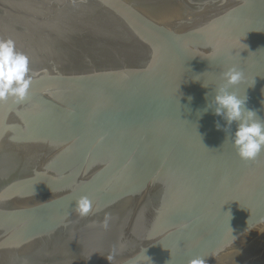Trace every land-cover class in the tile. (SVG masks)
<instances>
[{
    "label": "water",
    "instance_id": "1",
    "mask_svg": "<svg viewBox=\"0 0 264 264\" xmlns=\"http://www.w3.org/2000/svg\"><path fill=\"white\" fill-rule=\"evenodd\" d=\"M0 37V264H264V150L198 115L234 65L264 119V0H0Z\"/></svg>",
    "mask_w": 264,
    "mask_h": 264
},
{
    "label": "clouds",
    "instance_id": "2",
    "mask_svg": "<svg viewBox=\"0 0 264 264\" xmlns=\"http://www.w3.org/2000/svg\"><path fill=\"white\" fill-rule=\"evenodd\" d=\"M29 63V56L16 49L15 41L11 37H0V101L11 97L16 102H22L28 97L32 80ZM220 75L222 82L214 88V95L198 115L202 116L211 109L214 115L222 117L226 122L222 126L217 121L215 127L217 130L223 128L226 132L235 123V131L230 133L232 144L241 159L253 160L264 150V119L255 109L247 107L246 93L241 96L231 90V86L239 85L243 81V72L233 65L223 70ZM202 86L208 87L204 83ZM191 99L189 97V101ZM92 210L93 203L88 196L77 198L75 211L79 216L85 217ZM110 219V214L106 213L104 228L108 227ZM203 257H192L188 264H205Z\"/></svg>",
    "mask_w": 264,
    "mask_h": 264
}]
</instances>
